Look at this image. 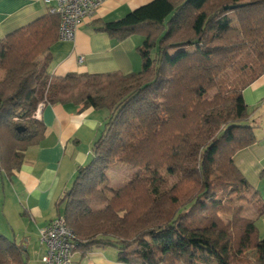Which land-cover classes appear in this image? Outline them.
<instances>
[{"label":"trees","instance_id":"16d2710c","mask_svg":"<svg viewBox=\"0 0 264 264\" xmlns=\"http://www.w3.org/2000/svg\"><path fill=\"white\" fill-rule=\"evenodd\" d=\"M59 19L47 13L0 40V171L20 168L45 126L41 104L74 103L108 114L57 203L72 254L114 248L120 264H264L255 191L233 162L256 141L243 90L264 73V0H152L99 29L144 36L138 72L51 75ZM114 163L137 168L119 188ZM168 178L174 181L169 182ZM26 249L0 233V264Z\"/></svg>","mask_w":264,"mask_h":264},{"label":"crops","instance_id":"0c3cea01","mask_svg":"<svg viewBox=\"0 0 264 264\" xmlns=\"http://www.w3.org/2000/svg\"><path fill=\"white\" fill-rule=\"evenodd\" d=\"M151 1L103 0L94 16L77 29L73 40L57 38L51 44L49 73L63 76L70 72H138L142 58L137 47L142 44L144 36L131 34L116 39L98 27ZM45 14L47 6L43 0H0V40ZM2 76L0 70V78ZM243 98L247 105V121L255 127L256 141L237 151L233 162L257 191L261 204L264 203V73L243 90ZM105 111L103 116L102 109L71 102L41 104L36 117L45 126L42 140L24 151L18 170L11 175L0 171V192L3 193L0 231L11 235L26 252L34 240L23 238L31 235L39 242L38 230L61 214L62 206L57 207V203L69 189L77 168L91 158L93 142L108 114ZM255 225L259 236L264 238V215L256 218ZM92 252L84 259H88ZM104 252L92 254L97 256L92 260L94 264H120L114 256H107Z\"/></svg>","mask_w":264,"mask_h":264},{"label":"built area","instance_id":"2783aa9c","mask_svg":"<svg viewBox=\"0 0 264 264\" xmlns=\"http://www.w3.org/2000/svg\"><path fill=\"white\" fill-rule=\"evenodd\" d=\"M47 13L59 19L58 38L73 40L82 23L94 16L103 0H43ZM40 106V105H39ZM38 114V109L35 116ZM63 217H57L38 230L39 244L43 246L42 264H71L74 239Z\"/></svg>","mask_w":264,"mask_h":264},{"label":"rangeland","instance_id":"374dc122","mask_svg":"<svg viewBox=\"0 0 264 264\" xmlns=\"http://www.w3.org/2000/svg\"><path fill=\"white\" fill-rule=\"evenodd\" d=\"M102 113H103V116L106 114L105 109H102ZM89 160L87 161V163L89 162ZM138 172L139 171L137 168H131L127 164L114 163L110 166L109 170L107 171V177H108L107 183L110 187L119 188L127 181L135 178ZM168 180L169 182L174 181L172 178H168ZM248 196H249V201L243 204V209H244L243 215L251 217V216H254V212L257 210V208H259L260 203L256 198H253L250 194H248ZM2 202H3V193L0 192V204H2ZM0 233L2 232L0 231ZM10 236L11 235L7 237L13 239V237H10ZM26 238H29V240H34V243L30 244L29 247L27 248V255L24 258V264H42L41 254H42L43 246L39 244V242L36 240V237H33L30 235V237L27 236V237H24L23 239L25 240ZM19 240L20 238H18L17 241ZM92 251H93L92 254H94L95 251H105L104 253L107 256H112V257L114 256L115 258L117 254V251L114 248H110V247L99 248V249L94 248ZM92 254L90 257H88V259H84L81 257L79 258V253H76V254L74 253L72 254L71 264H94L92 260L97 256L92 255ZM87 260H90V261H87Z\"/></svg>","mask_w":264,"mask_h":264}]
</instances>
